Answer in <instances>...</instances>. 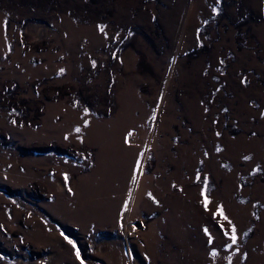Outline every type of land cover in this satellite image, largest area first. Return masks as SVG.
<instances>
[{"label": "rangeland", "instance_id": "374dc122", "mask_svg": "<svg viewBox=\"0 0 264 264\" xmlns=\"http://www.w3.org/2000/svg\"><path fill=\"white\" fill-rule=\"evenodd\" d=\"M0 264H264V0H0Z\"/></svg>", "mask_w": 264, "mask_h": 264}, {"label": "snow or ice", "instance_id": "6c2138e0", "mask_svg": "<svg viewBox=\"0 0 264 264\" xmlns=\"http://www.w3.org/2000/svg\"><path fill=\"white\" fill-rule=\"evenodd\" d=\"M101 30H103V29H101ZM77 131H79V129H77ZM218 151H219V149H217ZM198 179H199V177H198ZM202 195H203V193H202ZM207 204H208V201L205 199V201H204V205H205V208L207 209ZM217 214H219V215H223V212H222V209H220V208H218V210H217ZM215 215V214H214ZM224 219H227V217H224ZM235 230L233 229V232H234ZM205 232H207V229H205ZM231 239H232V242L233 243H235V240H236V238H235V235H233L232 237H231ZM214 254V253H213ZM77 255H79V254H77Z\"/></svg>", "mask_w": 264, "mask_h": 264}]
</instances>
